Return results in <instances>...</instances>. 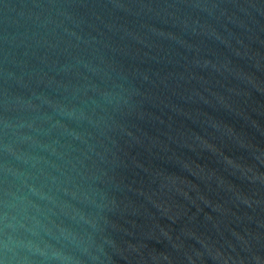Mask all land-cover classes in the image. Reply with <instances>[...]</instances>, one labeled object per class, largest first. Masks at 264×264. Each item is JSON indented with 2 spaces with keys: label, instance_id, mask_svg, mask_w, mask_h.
Listing matches in <instances>:
<instances>
[{
  "label": "water",
  "instance_id": "95a60500",
  "mask_svg": "<svg viewBox=\"0 0 264 264\" xmlns=\"http://www.w3.org/2000/svg\"><path fill=\"white\" fill-rule=\"evenodd\" d=\"M0 264H264V0H0Z\"/></svg>",
  "mask_w": 264,
  "mask_h": 264
}]
</instances>
